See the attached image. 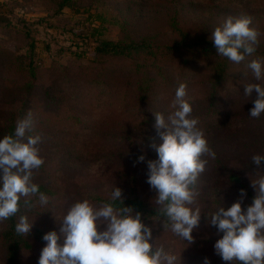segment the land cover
Wrapping results in <instances>:
<instances>
[{
  "label": "rangeland",
  "instance_id": "rangeland-1",
  "mask_svg": "<svg viewBox=\"0 0 264 264\" xmlns=\"http://www.w3.org/2000/svg\"><path fill=\"white\" fill-rule=\"evenodd\" d=\"M80 3L56 10L54 0H0V121L18 105L25 115L32 112L36 131L43 137L39 148L44 165L37 178L51 190L49 204L41 206L36 198L28 219L34 222V227L40 225L58 234L67 208L87 197L84 196L87 187L96 182L94 190H97L100 180L108 185L104 181L112 175V160L105 161L101 152L115 137L127 134L146 149L162 143L157 131L152 130L153 113H163L167 119L175 110L172 103L180 83L187 85L185 99L195 115L205 110L202 81L210 74L211 61L216 56L186 44L176 50L165 49L180 39L175 26L204 38L210 37L228 16H248L252 19L251 27L259 32L256 45L264 50V0H82ZM93 27L108 38L146 39L153 46L127 58L95 57ZM153 47L159 50L157 55L153 54ZM30 49L37 65L36 83L23 93L24 64L19 62L21 59L18 62L9 59L22 58ZM260 56L255 59L264 61L263 51ZM251 60L229 66L228 79L219 84L214 98L218 111L200 124L209 148L215 152L214 159L203 157L208 163L199 178L201 184L197 186L194 205L206 217L219 207L227 210L240 198L239 185L226 179L230 171L242 175L243 182L251 185V180L257 179L264 169H257L251 160L253 155H264V146L256 140L264 139V114L258 119L251 118L249 112L256 93L252 97L244 95L243 85L257 82L247 67ZM136 67L153 77L145 104L136 99L139 79ZM259 83L264 85V80ZM144 106V115L151 119L146 123L140 112ZM72 111L77 114L72 117L75 120L67 117ZM102 164L106 167L104 175ZM89 201L98 207L95 201ZM249 205L243 199L242 210ZM203 216L199 229L192 233L193 243L160 225L150 227V243L162 245L166 252L174 254L175 264H204L205 257L209 264H229L215 254L214 244L220 237L216 235L217 228L207 226ZM58 243L63 244V237ZM45 246L46 241L36 243L33 250L20 253L22 264H39Z\"/></svg>",
  "mask_w": 264,
  "mask_h": 264
},
{
  "label": "clouds",
  "instance_id": "clouds-1",
  "mask_svg": "<svg viewBox=\"0 0 264 264\" xmlns=\"http://www.w3.org/2000/svg\"><path fill=\"white\" fill-rule=\"evenodd\" d=\"M251 25V17L241 15L228 16L215 27L209 39L217 55L234 64L252 56L259 32ZM247 67L257 82L244 84V95L252 97L256 93L249 116L258 119L264 114V85L259 83L264 80V61L253 59ZM186 96L187 85L180 83L172 103L175 110L167 119L163 113H153L154 128L163 142L152 145L158 159L148 161L147 183L156 192L158 211L167 219L162 227H170L191 244L192 233L199 229L203 216L201 208L194 207L198 196L195 186L208 163L203 157L214 159L215 152L209 148L198 118L192 117L193 109ZM42 142L31 111L17 121L14 135L0 138V222L17 215L22 198L28 208L35 206L31 201L34 196L41 206L49 204L50 198L33 182L34 170L44 164L39 148ZM143 160L141 155L139 161ZM251 160L257 169L264 167V155H253ZM251 186L255 196L246 210L241 206L246 191L241 189L240 198L227 210L219 207L209 217L203 216L206 225L215 226L220 237L214 244L215 254L230 264H264V174L251 180ZM121 197L122 190L115 186L111 201L120 200L123 204ZM112 202L98 207L87 198L73 202L61 220L59 234L49 231L43 236L46 246L39 264H175L174 254L166 252L162 245L150 243L152 228L142 222L140 212L124 204L116 208ZM33 223L26 215H20L16 233L28 236ZM61 237L62 245L58 243ZM204 264H209L207 257Z\"/></svg>",
  "mask_w": 264,
  "mask_h": 264
},
{
  "label": "trees",
  "instance_id": "trees-1",
  "mask_svg": "<svg viewBox=\"0 0 264 264\" xmlns=\"http://www.w3.org/2000/svg\"><path fill=\"white\" fill-rule=\"evenodd\" d=\"M81 1L82 0H54L56 10H59L65 6H75L76 3L81 4ZM100 18L101 20H106L102 15ZM174 28L175 32L179 34L180 39L173 41L167 45V47H164L165 49L176 50V47L179 45L186 44V46H194L200 50L211 51L212 54L216 56V59L211 61L212 65L209 72L210 74L207 78H205V80L202 81V86H205L203 89L205 95H203L202 99L206 102V108L199 115H195V113L192 111V117L198 118V126L200 127L202 122L210 118V116L215 115L218 111L216 102L214 100L216 91L217 88H219V84H221L222 81L228 79V68L233 62L229 61L226 57L217 55L216 48L209 37H197V34H194L190 31L185 32V30L179 29V27L176 26ZM91 34L93 37V53L95 57L100 58L132 57L137 55V53L142 52L143 49H150L151 46H153L146 39L134 41L125 40L122 38L112 39L105 37L102 31L97 30V27L92 28ZM255 47V53L252 56L246 57V60L261 57L260 54L262 51L264 52V50L258 49V45H255ZM32 52L33 50L30 49L28 54L24 55L22 58L21 56H13L9 59V62H18L17 60L21 59L19 62L24 64L22 70L26 76V80L24 82V85L26 86L23 90V93L32 89L36 83L35 67L37 65L34 64ZM152 52L153 54L157 55L159 50L154 49L153 47ZM22 60L26 61L22 62ZM137 67L135 68V71L139 73V79H137L135 86V90L138 92L136 99L140 104H145L148 98V92L152 86L151 80L153 77L148 76V73H143L144 71L140 72ZM161 69V67L158 68L159 71ZM159 73L162 74L161 72ZM144 109H146V106L142 107L140 112L144 120L143 122L146 123L151 121V119L144 115ZM75 115L77 114L72 111L67 114V117H70L71 120H75ZM24 116L25 114L22 111V107L19 105L13 108L10 115H5V117H3V119L0 121V138H3L5 135H14L17 121ZM151 124L154 126L155 123L151 122ZM154 129L155 128L152 127L153 131ZM258 137L261 136L258 135ZM256 140H259V144L264 146V139L256 138ZM103 141H106V139ZM159 144L161 143H158L157 145ZM152 145L146 149L145 145L135 142L134 139L127 136V134H122L118 137H115V141L111 144H107V146L104 147L103 152H101V157H105V161L107 159L112 160L110 165L113 170L112 175L108 176L104 181L108 182V185L105 186V183L100 180L98 181L99 187L97 190H94L95 182L94 184L87 187L85 190L86 194L84 196H87L86 198L88 200H93L98 206H100L102 203L112 202L111 192L114 190L115 186L119 187L122 190L121 199L123 200L124 206L133 207L135 211L140 212L142 222L147 226L153 227L155 225H160L162 227V223H167V219L158 211V206L155 204L156 192L154 189H151L150 185L147 183L148 161L158 159L157 152L152 147ZM141 155L144 156L143 161H139V157ZM43 165L39 169L34 170L33 182L39 185L40 192H43L48 196L51 189L44 181H39L40 179L37 178V174ZM102 165L101 166L104 171V168L106 167L104 164ZM103 171L102 175L106 173ZM261 174H264V169ZM0 176H2V173H0ZM226 179L230 184L239 185V189H244L246 191V196L243 199L247 201V203H252L255 193L250 188L252 187L251 185H246L245 182H243L242 175L230 171L228 175H226ZM199 184H201V182H199L198 179L195 186V190L197 192L199 191V188L197 187ZM36 198L38 197H31L32 204L34 201H36ZM19 203L20 211L17 213V215L9 218L8 220L0 222V264H22L20 253L23 251L25 252L33 250L36 243H44L43 236L50 231L44 229L40 225H37L32 227L31 233L28 236L17 234L15 231V225L18 222L19 216L26 215L29 218L33 213L32 209L34 208L26 207L24 205V198H22ZM112 203L116 208L123 207V204L120 200H116ZM167 229H170V227Z\"/></svg>",
  "mask_w": 264,
  "mask_h": 264
}]
</instances>
